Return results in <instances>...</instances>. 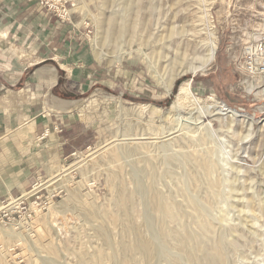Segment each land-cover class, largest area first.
<instances>
[{"label":"rangeland","instance_id":"374dc122","mask_svg":"<svg viewBox=\"0 0 264 264\" xmlns=\"http://www.w3.org/2000/svg\"><path fill=\"white\" fill-rule=\"evenodd\" d=\"M79 2L87 15L88 26L85 24L87 60L94 59L100 62L102 67L113 69L118 74L117 78L107 85L99 81L101 78L94 76L89 89L83 88L82 92L73 96H78L76 98L83 102L81 118L95 124L99 132L98 138L89 147L94 148L100 144L104 146L106 142L109 146L117 142L114 138H125V135L134 134L146 138L143 141H152L145 143L133 140L130 146L143 145L146 148L144 151L138 150L136 154L122 157L119 163L132 167V161H136L137 158L148 156L158 160L157 169L160 174L158 182L161 184L158 183V188L162 192L172 193V198L181 205V212L187 210L184 213L185 218L178 214L177 216L181 218L177 219L176 216L168 228L197 235V238L207 245L215 239H223L220 242L225 248V264H264V95L256 93L258 90L256 88L248 89L249 84L255 83V80L242 68L244 45L254 39L258 32L264 30V0H79ZM112 17L117 20L122 18L128 20L129 24L134 25V32L110 37L111 40L102 41L99 49H95L94 40L99 43V39L103 38L107 20L113 19ZM212 41L217 46L213 60L193 73L192 67L198 65L199 58L207 52ZM117 57L120 58L119 63L113 62ZM176 73L177 78L172 88L168 90L167 83ZM186 79H190L194 96H213L230 108L252 115V122L227 114L225 120L223 119L226 126H221L218 117L206 112L202 119L214 128V133L205 140H197V135L202 130H197L196 125L189 123L188 117L199 115L201 104L185 103L175 110L171 108L178 84ZM177 80L180 81L173 93ZM260 84L264 85L262 81ZM178 114L181 116L179 120ZM185 118L188 120L185 121ZM227 125H230V128ZM168 132H172V135L167 134ZM191 132L196 136L191 137L190 135L194 134ZM187 138H191L189 142L185 141ZM89 147L62 162L55 171L76 164L75 161L83 158ZM206 151L210 153L213 163L215 162L214 168L209 174L194 168L197 183H194L186 164L182 163L176 168L166 167L167 164H164L177 156L181 158L193 152L196 154L191 155L199 156ZM89 156L44 184V186L47 184V192L54 195L53 203L63 202L62 199L67 196V192L74 190L76 194L78 193L77 203L86 208L93 205L92 207L100 208L101 212L115 209V188L109 182V175L119 163L110 159L108 149ZM127 166L124 182L131 188L132 168L129 167L128 170ZM167 168L173 170V176L162 173H165ZM215 180L216 186L209 187L208 182ZM62 185L64 187H61ZM41 193L45 194V191L42 190ZM199 201H203L201 205ZM190 202H197L196 205L199 206L193 209ZM206 204H210L209 207ZM79 208L81 207L74 202L69 204L68 211L62 215L63 218H58L54 214L53 217L50 212L52 207L36 212L33 220L26 224L32 243L35 244L37 241L39 250L36 246L32 247L30 252L22 241L15 238L4 240L0 232V243L4 247L0 250V264H12L13 256L16 254L22 259L19 264H46L44 259L48 252L40 250L39 247H42L41 244L43 245L46 240H50L46 239L43 231L49 221L55 225L56 234L52 237V242L56 246L58 244L57 247L61 246L63 264H74L73 254L81 252L85 256H92L100 247L105 253H108L107 251L110 253L111 249L105 245L104 248L103 241L95 235L93 227L101 220L107 222L116 243L121 238V225L109 223L104 215L94 221H87L83 214L84 209L81 208L83 211L80 209L79 212ZM138 211L144 212L141 204H138ZM142 218H139L140 222ZM40 220L42 224L46 222L48 224L41 227ZM144 220L147 223L146 234L149 233L150 238L159 244L156 233L153 232V223L145 217ZM66 244L67 246L70 244L71 249ZM159 249L161 254L156 259V264L187 263L183 256L180 255V258L176 256L179 253L175 248ZM173 257H177L178 260L175 262ZM134 261V264L141 263L138 256H135Z\"/></svg>","mask_w":264,"mask_h":264},{"label":"crops","instance_id":"0c3cea01","mask_svg":"<svg viewBox=\"0 0 264 264\" xmlns=\"http://www.w3.org/2000/svg\"><path fill=\"white\" fill-rule=\"evenodd\" d=\"M70 1L63 21L39 0H0V197L48 180L99 136L73 96L118 74L87 60V15Z\"/></svg>","mask_w":264,"mask_h":264},{"label":"bare ground","instance_id":"6f19581e","mask_svg":"<svg viewBox=\"0 0 264 264\" xmlns=\"http://www.w3.org/2000/svg\"><path fill=\"white\" fill-rule=\"evenodd\" d=\"M130 3H132V2H130ZM87 11H88V9H87ZM90 16H92V14H90ZM133 26L134 25L129 24L128 20L123 19V18L120 20H117L114 18L107 20L105 34L103 35V38L99 39V43H97L98 41L94 40V48L99 49L100 43L102 41H104V42L107 41L108 39H110V37L114 38L115 36H121L122 34L133 33L134 32ZM96 37L98 38V36H96ZM96 37L94 39H96ZM192 47H191V49H192ZM216 47L217 46L213 41L209 43L208 50H207V52L205 51L206 53L204 55H202L203 57L199 58L198 65L192 67L193 73H196L198 70L204 68L205 65L209 61L213 60ZM119 61H120V58L117 57L113 62L119 63ZM177 75H178V73H176L170 79V81L167 83V89L168 90H170L172 88L173 83H174L175 79L177 78ZM253 79L255 80V83L251 82L249 84L248 89L253 90L256 88V89H258L256 93H260V94L264 95V85L260 84V81H262V83L264 84V76L256 77ZM16 94H17V92H16ZM10 95H12V94H10ZM185 103H191V104H196V105H198L199 103L201 104L200 105L201 107L199 110V115H196L193 117L189 116L188 117L189 120H188V118H185V121L187 119L189 121V123L196 125L195 128H197V130L203 131V132L201 131V133H199V135H197L198 136L196 138L197 140H205L210 135H212L214 133L213 132L214 128H212L211 125H208L204 121V119H202L203 115L206 112H209V113H211V115L218 117L221 121V124H220L221 126H223V125L226 126L225 123L223 122V119L225 118V115H227V114L230 115L231 117H242L241 120H247V121L250 120L251 121L253 119L252 115H247L246 113L239 112L235 108L234 109L230 108L229 106H226L224 103L217 101L213 96H207V97L194 96L192 91H191L190 79L183 80L178 84L177 91L174 95V100H173V103L171 105V108L175 110V108L182 106ZM202 104H205V106ZM140 105H142V104H140ZM179 119H181V116L178 114L177 120H179ZM233 120H234V118H233ZM230 123H233V122H230ZM230 125L229 126L227 125V127L230 128ZM129 126H131V125H129ZM250 126H251V123H250ZM180 127H184V126H180ZM130 128H132V127H130ZM229 128H227V129H229ZM180 129L181 128H179V130ZM197 130L195 132H197ZM224 130H225V128H224ZM169 133L170 132H168L167 134H169ZM171 133H170V135H172ZM191 133H194V132H191ZM155 134H157V133L155 132ZM167 134L165 135L166 137H167ZM128 135H130V134H128ZM133 136H126L125 135L124 136L125 138H117V139L114 138L117 142H114V143H112L113 141L109 142V144L112 143L109 146L106 145V143H107L106 142L105 145L107 147L105 145L101 146V144L95 146L94 148L89 147L86 151L87 153L85 154V156L83 158H81L80 160L75 161V163L77 164V163L81 162V160H83L84 158H89L90 157L89 155L93 156L95 153L98 154V152L100 153V151H104L107 149H108V152L110 155V159L113 162L119 163V161L122 157L127 156V155L129 156L132 154H136V152L138 150H143L146 148V146H143V145H139V146H135V145L132 146L131 145L130 146L129 144L131 142H133V140L134 141L137 140V142H145V143H151L152 142V141L151 142L143 141V139L145 140L146 138H144L142 136H140V137H137V136L133 137ZM161 136H164V135H161ZM161 136H160V138H161ZM190 136L194 137L196 135L194 133ZM156 137H157V135H156ZM190 139L191 138H187V139H185V141L189 142ZM182 140L184 141V139H182ZM178 148H180V147H177V149ZM206 150H207V148H206ZM149 151H150V149H149ZM193 153H191V154H193ZM191 154H187V155L183 154L184 156H182L181 158H179L177 156L176 158H179V159H176L175 157L171 158L170 160L168 159L169 163H167L166 162L167 160H166L165 161L166 163H164V164H167L166 167L169 166L171 168H173V167L176 168L178 165H180L182 163L186 164L188 166L187 169H188L190 175L192 176V178L195 181L194 183H197L198 178L194 172V168H199L205 174H207V173L209 174V172L214 168L215 162L213 163V161L210 157V153L208 151L204 152L203 154H201L199 156H194L196 154V152L194 153V155H191ZM162 156H164V154ZM145 157L146 158H141V159L137 158L136 161H132L133 162L132 167L127 166L128 164H121V165H120V163L118 165L115 164V165H117V167L115 168V170H112L113 172L109 175V182L115 188V194H116L115 198H114L115 209H111V210L106 209V211L102 210V212H101L100 208H98V207L95 208L96 207L95 205H94L95 207H92L93 206L92 205L90 208H86L81 203L80 204H79V202L77 203V197H78L77 194L78 193L76 194V192L74 190L73 191L75 193L73 191L67 192L68 194L66 193L67 196L65 198L63 197L64 198V199H62V200H64L63 202L59 201L58 203H53L51 206H49V209H50V207H52V209H50L51 210L50 212H52L51 213L52 216L54 217V215H55L56 217L61 218L63 213L68 211L69 204L74 202L76 205H78V207H81L84 209L83 214H84V217L87 221H94V220L102 217V215H104L105 219L107 218L106 221L109 220V223L111 222L114 225L116 223L121 225V238L116 243L114 242V240L112 238L113 232L110 230L107 222H105L104 220H101V222L97 223V225H94L95 227H93L94 228L93 231H94L95 235L103 241V246L105 245L106 247L111 249L110 253H109V251H107L108 248L105 250L108 253H105L102 250L103 248H101V247L92 256L90 254H89L90 256H85V255L81 254V252H79V254L76 253V255L72 253L75 256L74 264H134V262L136 261V260L134 261L135 256L139 257V260L141 262L140 264H156V259L158 257H160L159 254H161V252H160L161 249H159V247L166 248L167 250L170 247H173V249L175 248L177 250V252L179 253V255L176 253L177 254L176 256H178V258H180V255L183 256L185 258V260L187 261L186 264H225L226 263L225 262V256H224V249L225 248H224L223 244L220 242L223 239L222 240H220L221 238L219 240L215 239L214 242L207 245V244H204V242H202L203 240H200L199 237L197 238V235H195L196 236L195 237L192 233L189 234V232L187 233L186 231H178V230H174V228H173V230H171L170 228H168L169 224H171L170 222L171 221L173 222V220L176 219V216L178 214H180L181 217L182 216L184 217V215H185L184 213L187 210L185 212H181V210H180L181 205L178 204L177 202H175V200L172 198L173 197L172 193L168 192V191L162 192L161 189L158 188V186H159L158 180H159L160 174L158 173L157 167H158L159 162L156 158L155 159L149 158L148 156H145ZM152 157H154V156H152ZM133 160H135V159H133ZM124 163H126V162H124ZM76 164L73 163L69 166L61 168L59 171H57V173L55 172V174H53L51 177H49L48 180L45 179L43 182H41L40 184H38L35 187L36 188H42V186H44L45 183L49 182L50 180H52L56 176H59L60 174L66 172L70 166H74ZM129 165H131V164H129ZM126 166H127V168H129V167L132 168V170H130V168L128 169L132 172V173L130 172V174L133 175L132 176L133 177L132 178L133 186L131 188L127 187L128 185L124 182V174L126 172ZM171 168H167L168 170L167 171L165 170L166 172L165 173L162 172V173L166 176H170V177L173 176L174 172ZM178 171H179V169H178ZM162 173H161V175H163ZM183 175H181V176L183 177ZM208 183H209V187H215L217 182L215 180L213 182H208ZM197 186L195 187L196 189H197ZM61 187H64V185H62ZM168 189H171V188H168ZM192 195H193V193H192ZM194 195H195V193H194ZM194 198H196V197H194ZM242 201H244V200H242ZM181 202H182V200H181ZM202 202L199 201L200 205ZM190 203H192L191 206L193 209H196V207L199 206L198 204L196 205L197 202L196 203L190 202ZM138 204L142 205L144 212L142 211L140 213L138 211ZM208 205H210V204H208ZM73 207H74V205H73ZM81 208H79L78 211ZM81 210L79 212H81ZM179 210H180V213H179ZM190 210H192V209H189V211ZM37 212H39V211H37ZM102 213H104V214H102ZM208 214L209 213H207V215ZM180 216L179 217L177 216V219L181 218ZM78 217H79V215H78ZM144 217H145V219L147 218L148 221L153 223V232L156 233V238L158 239L159 244H156V242L152 238H150L151 235H148L149 233L146 234V232H148V231H146V229H147L146 224L147 223H146V220H144ZM139 218L143 219L142 222L139 221ZM50 220H52V218ZM41 221L42 220H40L41 227H45L48 224L47 222L45 223L46 225L44 223L42 224ZM92 224H94V223H92ZM149 226L151 227V225H149ZM7 227L0 228L1 235L4 238V240L6 238L7 239L8 238H15L16 240H20V241H22V244H25L28 247L30 252H32L31 251L33 249L32 247L37 246L36 240L33 239L36 242H35V244L32 243V240L30 238V233H29V230H28L26 223H20V222L19 223H13ZM31 227L32 226H30V228ZM54 227H55V225H53L52 222L49 221V224L43 229V231L47 236L46 239H50V240H46L45 242H43V245L41 244L42 247H39L40 250L42 249V250H45L48 252V253H46L48 255L44 259L47 262L46 264H61L62 263V261H61V257H62L61 246L57 247L58 244L56 246V244L52 242V237L56 234L55 233L56 229ZM203 228H204V226H203ZM222 230H221V232H222ZM111 232H112V234H111ZM212 236H213V234H212ZM190 244H191V246H189ZM39 245H40V243H39ZM66 246H67V244H66ZM105 246H104V248H105ZM67 247L70 248V244ZM37 249H38V246H37ZM65 250H66V248H65ZM79 251H80V249H79ZM67 254H68V252H67ZM176 258L177 257H173V260L175 262L178 260ZM137 263H139V262H137Z\"/></svg>","mask_w":264,"mask_h":264},{"label":"built area","instance_id":"2783aa9c","mask_svg":"<svg viewBox=\"0 0 264 264\" xmlns=\"http://www.w3.org/2000/svg\"><path fill=\"white\" fill-rule=\"evenodd\" d=\"M40 5L63 21L70 20V0H39ZM88 26V24H86ZM242 68L252 77L264 76V30L258 32L254 39L244 45ZM42 181L35 182L31 189L18 196L0 197V228L7 227L16 222L30 223L37 211L48 210L53 203L54 195L42 188H36ZM4 247L0 243V250ZM19 254L13 256L12 264L21 263Z\"/></svg>","mask_w":264,"mask_h":264},{"label":"trees","instance_id":"16d2710c","mask_svg":"<svg viewBox=\"0 0 264 264\" xmlns=\"http://www.w3.org/2000/svg\"><path fill=\"white\" fill-rule=\"evenodd\" d=\"M180 80H177L176 82H175V85H174V87H173V93L175 92V90H176V85H177V83L179 82ZM76 97H78V96H76ZM161 104V103H160Z\"/></svg>","mask_w":264,"mask_h":264}]
</instances>
